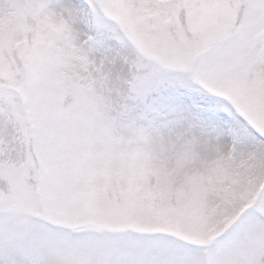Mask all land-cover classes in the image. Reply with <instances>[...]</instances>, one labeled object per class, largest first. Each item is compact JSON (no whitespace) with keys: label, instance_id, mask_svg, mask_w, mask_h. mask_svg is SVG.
I'll list each match as a JSON object with an SVG mask.
<instances>
[{"label":"snow or ice","instance_id":"snow-or-ice-1","mask_svg":"<svg viewBox=\"0 0 264 264\" xmlns=\"http://www.w3.org/2000/svg\"><path fill=\"white\" fill-rule=\"evenodd\" d=\"M0 264H264V0H0Z\"/></svg>","mask_w":264,"mask_h":264}]
</instances>
